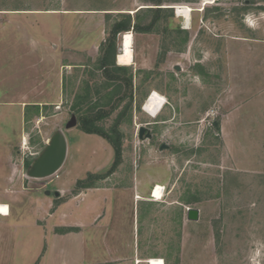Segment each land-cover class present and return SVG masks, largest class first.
Here are the masks:
<instances>
[{"label": "rangeland", "instance_id": "374dc122", "mask_svg": "<svg viewBox=\"0 0 264 264\" xmlns=\"http://www.w3.org/2000/svg\"><path fill=\"white\" fill-rule=\"evenodd\" d=\"M178 6L192 9L186 28ZM121 13L154 23L119 32L106 53L109 69L132 75L131 108L126 86L113 107L100 67ZM126 33L134 61L124 64ZM155 90L166 103L153 117L144 106ZM88 92L110 110L98 124L120 140V157L80 127ZM140 125L152 139H139ZM59 130L65 162L30 176ZM0 202L11 212L0 264H264V0H0Z\"/></svg>", "mask_w": 264, "mask_h": 264}, {"label": "trees", "instance_id": "16d2710c", "mask_svg": "<svg viewBox=\"0 0 264 264\" xmlns=\"http://www.w3.org/2000/svg\"><path fill=\"white\" fill-rule=\"evenodd\" d=\"M143 9H153V8H140L137 10L136 13H139L140 10ZM157 12L163 11L165 8H155ZM123 14V13H121ZM153 22L143 24L140 19H138L133 25H132V19L129 14L120 15V18L117 19L111 27L110 36L108 40L105 43V46L103 47V51L105 55L100 60V67L105 70V76L108 81H111L113 85H115L117 95L116 97H113L114 99V105L113 107L116 108L119 103L124 100L125 94L129 97L128 104L126 105V108H131L133 103V81H132V75L126 76L121 74V71L124 73L127 72L128 67L126 66H118V65H112L111 69H109L110 64L107 62V55L109 52H112L115 50L116 47V36L119 32L130 30L131 27H133L134 30L137 31H149L152 29ZM107 68V70H106ZM124 84V85H122ZM122 86H126L128 89V95L127 92H125L124 95H120V89ZM109 100L112 99V97H108ZM92 95L91 92L86 93L85 95L79 97L78 105H87V108H85L82 112H80L79 120H80V127L83 131L87 133H94L99 134L106 138L111 145L114 147L116 156L120 157L121 155V142L120 140L116 141L114 137L111 135V133L106 130L104 127L99 125V121L103 118L107 117L110 114L109 111H104L102 108L99 107V103H93L92 102ZM106 103V102H105ZM77 104L74 106L76 108ZM140 107V105H139ZM26 108H33L37 109L36 112L39 111V105L38 104H29ZM27 115V110H26Z\"/></svg>", "mask_w": 264, "mask_h": 264}, {"label": "water", "instance_id": "95a60500", "mask_svg": "<svg viewBox=\"0 0 264 264\" xmlns=\"http://www.w3.org/2000/svg\"><path fill=\"white\" fill-rule=\"evenodd\" d=\"M122 50V48H121ZM179 70V67H177ZM78 124V119L73 114L66 124V128L70 129ZM138 137L141 140L152 139L153 133L146 125H140L138 129ZM166 144L161 145V149L167 148ZM68 151L67 138L63 131L55 132L47 142L43 151L32 162L28 174L32 177H47L55 174L65 162ZM50 194V191H46ZM54 194L58 196L60 193L55 191ZM200 217V210L193 207L187 208V218L189 220L197 221Z\"/></svg>", "mask_w": 264, "mask_h": 264}, {"label": "bare ground", "instance_id": "6f19581e", "mask_svg": "<svg viewBox=\"0 0 264 264\" xmlns=\"http://www.w3.org/2000/svg\"><path fill=\"white\" fill-rule=\"evenodd\" d=\"M209 1V0H204ZM177 14L180 17H183L185 28L190 25L191 23V15H192V9L187 6H178L177 7ZM134 36L132 33H126L124 37H122V62L124 64L126 63H132L134 61ZM166 103V98L160 94L158 91H154L150 94V97L145 103L144 109L153 117H156L161 110L164 108ZM163 186L157 185L156 188L151 192L153 194L152 197L155 198V200H160L163 197ZM140 198V196H138ZM10 206L7 203H1L0 202V221L2 219V216H9L10 215ZM149 264H165V261L163 258L160 257H152L148 260Z\"/></svg>", "mask_w": 264, "mask_h": 264}, {"label": "crops", "instance_id": "0c3cea01", "mask_svg": "<svg viewBox=\"0 0 264 264\" xmlns=\"http://www.w3.org/2000/svg\"><path fill=\"white\" fill-rule=\"evenodd\" d=\"M158 185H159V184H158ZM153 189H154V188H152V191H153ZM151 193H152V192H151ZM151 193H150V194H151ZM153 199L155 200L154 197H153ZM150 258H152V257H150ZM148 259H149V258H147V260H146L147 263H148ZM148 264H149V263H148Z\"/></svg>", "mask_w": 264, "mask_h": 264}, {"label": "built area", "instance_id": "2783aa9c", "mask_svg": "<svg viewBox=\"0 0 264 264\" xmlns=\"http://www.w3.org/2000/svg\"><path fill=\"white\" fill-rule=\"evenodd\" d=\"M157 186V185H156ZM156 186L154 187V188H156ZM164 188V187H163ZM154 190V189H153ZM151 194H153V192L151 193Z\"/></svg>", "mask_w": 264, "mask_h": 264}]
</instances>
